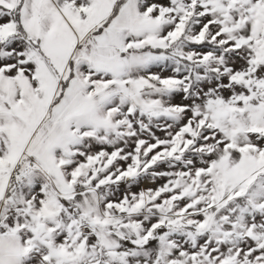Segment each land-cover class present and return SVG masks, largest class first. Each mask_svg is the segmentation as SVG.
Returning <instances> with one entry per match:
<instances>
[{"label":"snow or ice","instance_id":"snow-or-ice-1","mask_svg":"<svg viewBox=\"0 0 264 264\" xmlns=\"http://www.w3.org/2000/svg\"><path fill=\"white\" fill-rule=\"evenodd\" d=\"M0 264H264V0H0Z\"/></svg>","mask_w":264,"mask_h":264},{"label":"rangeland","instance_id":"rangeland-1","mask_svg":"<svg viewBox=\"0 0 264 264\" xmlns=\"http://www.w3.org/2000/svg\"><path fill=\"white\" fill-rule=\"evenodd\" d=\"M148 186H154V185H142V187H148ZM134 191H138V189H133Z\"/></svg>","mask_w":264,"mask_h":264}]
</instances>
